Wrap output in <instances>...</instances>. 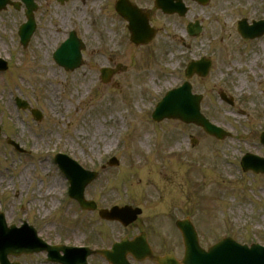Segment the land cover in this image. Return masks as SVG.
<instances>
[{"label": "rangeland", "instance_id": "obj_1", "mask_svg": "<svg viewBox=\"0 0 264 264\" xmlns=\"http://www.w3.org/2000/svg\"><path fill=\"white\" fill-rule=\"evenodd\" d=\"M33 1L36 30L26 48L17 35L25 22L23 5L0 11V58L8 62L0 73V212L7 225L27 222L50 245L98 248L141 231L154 255L173 254L178 260L183 254L173 220L185 217L199 230L203 247L224 232L241 243L264 244V176L243 173L237 161L242 152H264L253 135L256 126L264 129V37L244 42L235 31L240 18L264 16V0H208L205 5L182 0L188 7L183 19L153 9L155 0H129L148 12L157 32L149 44L134 47L124 34L126 22L116 13V0H98L91 11L88 0ZM195 20L203 32L188 38L185 25ZM70 31L85 48L81 66L67 72L51 56ZM55 37L59 38L53 44ZM202 56L212 61L209 74L190 82L193 92L203 96L200 112L231 132L219 144L193 124L176 120L156 124L153 110L147 111L154 100L157 103L167 90L180 85L186 64ZM119 64L126 66L125 71L102 83L100 69ZM220 92L236 105L221 101ZM15 98L38 109L42 119L36 121L28 110L18 109ZM145 136L149 139L140 148L137 142ZM190 136L196 145H191ZM9 141L25 152H17ZM34 141L38 149L33 148ZM176 141L177 158H166V150ZM55 153L97 172L84 195L98 208L127 203L142 208V215L122 227L101 221L96 213H81L66 196L67 182L52 164ZM113 156L116 167L107 164ZM21 174L26 178L23 183L18 181ZM55 182L60 191L47 194ZM8 259L50 264L44 253ZM87 262L106 264L98 256Z\"/></svg>", "mask_w": 264, "mask_h": 264}, {"label": "water", "instance_id": "obj_2", "mask_svg": "<svg viewBox=\"0 0 264 264\" xmlns=\"http://www.w3.org/2000/svg\"><path fill=\"white\" fill-rule=\"evenodd\" d=\"M6 1V0H5ZM63 2L64 0H59ZM177 5L172 6V0H162L159 2V6L165 11H178L182 12V5L180 0ZM198 3L204 4L206 0H196ZM7 2V1H6ZM26 4L27 19L28 23L22 27L20 35L22 38V44L26 45L32 31L34 29L32 11L34 6L32 5L31 0H23ZM4 4L3 0H0V8ZM162 4V5H161ZM120 9L118 11L129 21V29L133 34V39L136 43H146L148 42L154 31L149 27L146 16L139 14L138 10L130 9L124 7L121 3L119 5ZM184 11V9H183ZM192 35H198L201 31L198 23L190 25L189 27ZM244 26L239 25V31L242 33ZM254 29L256 34L262 33L264 31V22L257 23L254 27H251L248 30ZM78 40H76L73 34L70 35V39L66 41L61 47V49L54 55L56 62L65 67L66 70L73 69L80 64V55L79 50L82 48V45H77ZM2 67L0 70L5 68L4 63L0 62ZM210 62L207 60L193 62L188 66L186 75L190 76L196 72L200 76H205L208 72ZM104 77V75H103ZM200 96H190L189 87L186 85L176 91L170 92L164 98L162 103L159 105L154 118L160 120L162 118H178L186 123L195 122L201 125L206 132L215 135L218 138L222 137L221 131L215 126L211 125L203 119L198 114V106ZM21 106H24L21 104ZM250 163H248L245 168H253L256 172H264V161L257 160L254 157H248ZM67 160L63 157L60 160V167H62L66 174H69L72 178L74 187L72 188L71 197H74L79 202L82 209H91L93 206L87 204L89 202L84 201L82 196V191L85 185L89 183L92 179L91 176H86L81 180L84 174L80 171L68 170ZM69 163V162H68ZM70 165V164H69ZM83 175V176H82ZM140 214L138 209H131L129 207L125 208H112L108 211H100V217L108 220H117L124 225H128L136 219V216ZM181 229L184 241H185V256L181 263H178L174 260L173 257H153L149 246L146 242L145 235L142 234L140 237L135 238L134 241L128 242L126 239L120 244H114L112 250L110 251H96L102 255L109 264H129L126 261V256L130 254L135 260H143L149 258L157 262V264H264V250L258 247L251 249L252 251L241 250L242 248H236L234 245L229 244L228 241H222L217 246L209 249V251L204 252L198 247L196 236L191 228L186 224H177ZM30 231L28 243L23 244L20 247H13V245L7 246L4 249L0 250V264H8L6 260L7 255L18 256L20 254H31L38 253L40 251H46L48 261L57 262L60 264H86L85 259L91 253L88 249H69L64 247H47L39 240L35 238L34 232L28 228ZM0 232L1 234H18L21 231H16L13 227L6 228L2 215H0ZM63 252V256H59V252ZM18 264V263H13Z\"/></svg>", "mask_w": 264, "mask_h": 264}, {"label": "bare ground", "instance_id": "obj_3", "mask_svg": "<svg viewBox=\"0 0 264 264\" xmlns=\"http://www.w3.org/2000/svg\"><path fill=\"white\" fill-rule=\"evenodd\" d=\"M85 1H86V0H84L83 2H85ZM88 1H91V6L88 8L87 11H91V7H96V6H98V4H99L98 0H97V1H96V0H88ZM59 31H60V28L58 27V28H57V32H59ZM58 38H59V37H55V39H54V41H52V43L54 44L56 41H58ZM42 64H44V63H42ZM44 65H46V64H44ZM54 78H55V77H54ZM152 78L154 79V77H151V80H152ZM89 83H90V82H86V85L88 86ZM52 93H54V91H52ZM9 115L12 116L11 112H9ZM147 140H148V136H145V137L139 139L138 142H137L138 146H139L140 148H142ZM33 148H36V149L39 148V144H38L36 141H34V143H33ZM173 149H174V150H173ZM170 151H171V152H172V151H175V152H178V151H179V142H178V141L175 142V146H174V148L170 147ZM26 172H28V170H26L25 173H26ZM18 181L21 182V183L25 182V181H26L25 176H24L23 174H21L20 177H19V180H18ZM60 187H61V186H60ZM60 189H61V188H60ZM60 189H59L58 183L55 182L53 185H51V186L49 187V189H48V191H47V194H50V193H58V192L60 191Z\"/></svg>", "mask_w": 264, "mask_h": 264}]
</instances>
